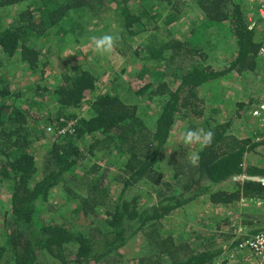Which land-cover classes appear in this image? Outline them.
<instances>
[{
  "label": "trees",
  "instance_id": "obj_1",
  "mask_svg": "<svg viewBox=\"0 0 264 264\" xmlns=\"http://www.w3.org/2000/svg\"><path fill=\"white\" fill-rule=\"evenodd\" d=\"M195 2L201 13L200 20L192 21L177 35L161 39L160 45L156 46L167 52L164 59L169 67L167 72L154 75L142 69L130 74L126 81V90L134 96L162 98L150 127L140 118L137 104L127 102L117 91L94 93L88 103L89 112L76 114L70 107L79 105L83 97L95 90V75L78 64L59 72L52 88L58 107L55 117L48 116L47 121H51L53 127L64 124L69 118L75 121L70 131L50 134L39 177L35 176L34 156L26 150L30 140L28 109L32 100L17 97L18 90L10 89V82L3 80L0 72V182L10 186L9 207L1 218L0 264L3 257L11 264H47L48 259L56 264H213L220 247L195 252L188 243L176 240L162 228V218L199 196L215 204H227L241 197L264 198V181L234 177L264 175L263 166L245 161L247 152L253 151L258 144L264 145V129L256 139L249 135L239 136L228 130L229 120H202L201 128L213 130L215 137L211 147L202 151L198 147L193 151H199V165L192 166L188 162L190 154L184 157L183 151L176 149L168 157L170 177L162 179L157 163L164 156L171 126L178 119H192L203 114L197 87L228 70L259 72L255 59L259 43L255 24L250 26L251 20L243 6L237 0ZM12 5L17 8L11 20L5 26L0 25V51L7 57L15 55L32 70L46 64L41 55L44 50L34 46L35 40L44 39L58 30H70L72 26L62 28L64 18L82 7L92 9L94 1L0 0V8ZM172 6L175 10L169 15L174 20L185 7L176 0ZM122 13L126 17L124 28L142 20L141 15H135L125 6ZM255 15L257 18L256 11ZM218 24L228 26L234 45V53L222 69H214L202 62L205 53L201 40L206 38L209 45H214L215 33L209 31V26ZM54 36L58 37L57 33ZM121 49L117 48L118 51ZM153 49L146 47L150 51L144 57L148 58ZM255 101L256 97L253 100L248 97L246 102L236 101L237 111L240 115L242 110L246 111L254 125L260 126L264 124V112L252 113ZM196 126L198 124L193 122L186 128ZM84 135L90 139L79 145L78 141ZM108 148H114L122 159L112 176L121 185V191L139 180L148 181L155 186L154 203L140 207L135 192L126 198H120V195L112 199L104 173L97 172L96 163L79 177L67 173L86 156ZM227 179L231 181L230 187H215ZM56 183L61 184L66 201L75 202L72 211L77 219H86L87 224L81 227L73 224L72 227V217L68 218L70 222L36 219L37 200L44 199ZM135 233H140L144 246L135 259L122 261L119 249Z\"/></svg>",
  "mask_w": 264,
  "mask_h": 264
},
{
  "label": "rangeland",
  "instance_id": "obj_2",
  "mask_svg": "<svg viewBox=\"0 0 264 264\" xmlns=\"http://www.w3.org/2000/svg\"><path fill=\"white\" fill-rule=\"evenodd\" d=\"M93 1L92 9L82 7L81 10L74 11L70 16L64 18L61 26L62 28L72 26L70 30L56 31L58 37H55L56 33H54L44 39L35 40L34 46L38 45L40 51L44 50L41 55L45 57L46 64L43 67L38 65L29 70L27 65L19 61L15 55L7 57L0 51V72L4 76L3 80L10 82V89L18 90L17 97L32 100L28 109L31 115L27 119L30 140L26 145V150L34 156L37 167L36 177L41 174L43 153L51 139V132L46 130V125H54L47 119L48 116L54 118L56 115L57 104L54 101L52 88L58 80L59 72L72 64H78L95 75V90L83 97L79 105L70 107L76 114L84 115L89 112L88 103L94 93L117 91L127 102L137 104L140 118L150 127L159 112L162 98L159 96L147 97L146 95L134 96L126 90V81L130 74L142 69H145L146 73L148 71L154 75L166 73L169 68L164 60L167 52L164 49L156 48V46L169 36L177 35L179 30L189 27L192 21L197 20L198 22L201 16L195 0H176L178 4L185 7V10L181 11L180 16L175 17L174 20L170 18L171 13L175 10L172 6L173 0ZM237 1L243 6L248 19L255 20V36L259 39L263 29V23L255 15V5L259 0ZM158 3L159 5H157ZM124 6L135 15H141V22H133L130 28H124L126 20L122 13ZM16 8V5L0 8V25L5 26L11 20ZM227 27L224 24L209 26V31L215 33L214 45H209L206 38L201 40L202 50L205 53L202 62L209 64L214 69L224 68L234 53L233 39L228 34ZM134 30L135 32H133ZM130 31L131 33H128ZM105 33L116 35L119 39L112 52L98 55L91 43V37H99ZM118 47L122 48L123 52L118 51ZM146 47L155 48L151 50L148 58L144 57L150 51L146 50ZM171 65L170 62L169 66ZM254 71L256 70H243L237 73L234 70H228L223 75L197 87L203 114L192 119H178L171 126L163 151L164 156L162 155L157 163L162 171V179L170 177L168 157L173 154L172 152H175L176 149L182 150L186 157L200 147L199 145H184L180 141L182 131L193 122L198 124L194 129H199L202 126L201 121L206 118H212L219 122L229 120L228 130L230 132L239 136H253L254 139L261 136L264 124L255 126L244 110H242V115L238 114V104L236 103L238 100L246 102L248 97L253 100L261 91L262 75L259 72L254 74ZM10 99L7 98V100ZM89 139L88 135H84L78 143L81 145ZM245 161L264 167V145L258 144L253 151L247 152ZM121 162L122 159L116 150L108 148L86 156L67 173L79 177L83 171L88 170L93 163H96L97 172L104 173L106 186L112 199L118 198L120 195V198H126L135 192L138 195L140 207L154 203L156 201L155 186L148 181L139 180L124 192L121 191V185L112 179L118 163L121 165ZM230 186L231 181L227 179L215 187L227 189ZM9 187V185L0 182V243L3 241L1 218L9 207ZM64 197L61 184L52 185L46 197L37 200L36 219L69 221L68 218L72 217L70 219L72 227L73 224L75 227L87 224L86 219L80 221L72 211L75 202L66 201ZM232 224L233 227L240 226L241 231H253L264 226V214L247 203L244 198L227 204H215L206 200L205 197L199 196L174 208L161 221L165 231L176 240L188 243L195 252L208 247L218 248L222 242L228 239L230 234L228 228ZM143 246L140 233L132 235L119 249L122 261L130 262L135 259L139 249ZM216 258L213 259V264H215ZM1 263L11 264L10 260H5V257L1 259ZM47 264L56 263L48 259Z\"/></svg>",
  "mask_w": 264,
  "mask_h": 264
},
{
  "label": "built area",
  "instance_id": "obj_3",
  "mask_svg": "<svg viewBox=\"0 0 264 264\" xmlns=\"http://www.w3.org/2000/svg\"><path fill=\"white\" fill-rule=\"evenodd\" d=\"M255 6L256 14L259 17L257 18L263 23V32L258 39L259 43L255 51L257 70L262 75V89L256 96V101L253 102L255 107L252 109L254 115H259L264 112V0H259ZM253 24H255V20H251L250 26ZM74 121V118H69L64 124L55 126L56 128L48 124L46 130L60 135L65 131H70ZM241 198L264 214L263 197ZM240 228L238 225L233 227V224L228 228L229 237L220 244V252L215 264H264V226L253 231H241Z\"/></svg>",
  "mask_w": 264,
  "mask_h": 264
},
{
  "label": "clouds",
  "instance_id": "obj_4",
  "mask_svg": "<svg viewBox=\"0 0 264 264\" xmlns=\"http://www.w3.org/2000/svg\"><path fill=\"white\" fill-rule=\"evenodd\" d=\"M119 37L113 34L105 33L99 37H91V43L95 52L98 55H105L113 51L117 44ZM215 133L213 130H206L204 128L192 129L185 128L180 135V141L184 145H199L200 151L204 148L211 147ZM200 154L199 151L192 152L189 156V163L196 167L199 165Z\"/></svg>",
  "mask_w": 264,
  "mask_h": 264
},
{
  "label": "water",
  "instance_id": "obj_5",
  "mask_svg": "<svg viewBox=\"0 0 264 264\" xmlns=\"http://www.w3.org/2000/svg\"><path fill=\"white\" fill-rule=\"evenodd\" d=\"M241 176L245 177V178H249V179H253V180H260V181H264V175H259V174H251V175H236L234 177L236 178H240Z\"/></svg>",
  "mask_w": 264,
  "mask_h": 264
}]
</instances>
